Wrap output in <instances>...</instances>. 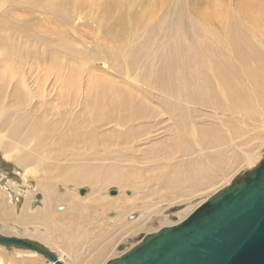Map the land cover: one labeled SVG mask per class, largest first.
Segmentation results:
<instances>
[{"label": "bare ground", "instance_id": "bare-ground-1", "mask_svg": "<svg viewBox=\"0 0 264 264\" xmlns=\"http://www.w3.org/2000/svg\"><path fill=\"white\" fill-rule=\"evenodd\" d=\"M149 2H147V6ZM79 4L72 5V9L70 6L62 8L55 4L51 7V13L55 16H61L58 11L63 10V14H65L70 9L72 20H74L81 15V5ZM154 6L155 4L151 6V9ZM103 11L97 12L94 15V18L101 19V21L94 20L93 22L97 24L99 30H103L104 32L111 31V26L106 28L102 24L108 17H113L111 22L118 19L120 24L129 20L124 16H116L113 13V9ZM151 12L153 11H148V13ZM87 16L90 17V14H87ZM135 16L130 18L133 19ZM163 19L160 22L162 25L163 21L167 20V16H163ZM192 22L193 25L197 24L193 20ZM158 26L156 27L159 28ZM122 27L124 29L123 25ZM156 27L151 30L155 31ZM194 27L192 28V37L196 39L198 38V34L194 33V30L197 29L199 31V29L196 25ZM128 34L127 36H129ZM31 35H35L34 32ZM1 40L2 38L0 39V50L4 49L2 47L3 41L1 42ZM172 40L160 42L158 49L156 48L158 45H153L158 40L154 43L150 41L151 47L146 45L147 48L134 47L127 41L121 44L122 49L118 50L120 52H116L114 48H110V50H103L101 47L83 49L82 53L86 54V52H89L92 59H102L104 69L109 68L111 71L116 72L121 79H130L132 81L131 84L126 85H134L137 93L136 97L131 95L134 90L133 87H118L120 96L115 99L112 106L114 114L111 113L112 115H109L110 111H108L107 114L109 116L101 113V110H103L101 106L104 102L106 103L107 97L101 96L100 93H104L105 88L102 89L97 84L96 87L86 85V87L89 86L87 88L88 91H86L84 90L85 85L83 86L80 83L78 88H76L75 96L72 97V94L70 95L73 98V102L71 103V100H69L71 98L68 99L69 96L65 98V94L63 93L65 88L62 85L56 87L51 84L49 90L48 86L50 84L45 79L42 82L38 79L35 81V77L31 74L32 80L31 78L28 80L26 71L21 73L17 71L18 74L11 71L8 66V57L10 55H8V51L2 50L3 57L1 58L4 61L3 64L6 66L0 72V149L3 151L4 158L12 160L17 166H19L18 164L25 166V173L34 176L37 182L35 190L46 192L45 198L47 202L45 206L43 205V209L47 212L52 225L50 228L51 237H53L54 241L58 239L62 240L61 242H64L67 248H62L63 250L59 253L50 251L60 259L62 264H92L95 259L90 257L101 255L102 248L108 243L106 239L111 238L112 235L109 236L107 232L109 230L105 231V229H108L106 227L109 223L100 221V217L96 216L93 212L94 207H100L103 211H106L107 208L115 205L113 207H123L124 213H128L137 206L136 201H140L143 196L147 195L140 194L141 196H138L132 195V193L128 195L129 191L125 189L127 185H131V181L128 177L130 181L128 182L125 176L126 170L124 169L135 167L136 162L133 159H136L140 163L141 159H145L146 153L150 157H155V153H161L160 160L166 166H164L165 168L161 171L160 176L155 174L154 177L161 178L166 173V188L170 189L171 194L181 191V186L173 184L179 179L180 171L178 163H185L186 168L191 172L188 175L189 178L195 182L197 181L196 185H201L207 180L208 176L209 178L212 177L207 172L209 171L207 169L208 164L218 168V161L220 159L218 153L224 155L225 152H235L229 155V159L238 160L240 158L243 165H246L249 169L253 168L262 159L259 158L260 156L257 151L249 149L251 147H248V144L253 139L260 138L261 134L259 132L264 131V109L258 103L259 101L264 102V39L255 33L250 34L248 37L247 35H243V32L238 37H235L233 30H229L225 36V41L220 42L217 39L220 44L218 49L214 48L213 44L209 42L199 51H197L198 47L192 44L177 41L179 38H173ZM120 43L118 42V44ZM143 44L141 43L140 45ZM33 50L37 51L36 48ZM11 52L12 54L15 53V55L18 54L17 52ZM26 53L29 52L26 51ZM78 55H81V52ZM104 57L109 59L108 63L104 60ZM38 76L39 74H37V78ZM31 81L32 84L30 83ZM50 92L52 93L51 97ZM86 92L88 94L95 93L98 96L97 98H100V104L102 100L101 106L91 109L99 111L105 117L100 118L95 125L96 114H93L92 120L89 118L86 123V126H91L92 124V131H84L86 134H91V136L100 133L101 137L98 139V142L101 143L102 147L99 151L84 155H82V152L81 155H78V151L83 150L81 148L80 150L77 149V145H81V108H89L92 105L89 104V99L84 97ZM122 93L123 95L124 93L128 94L122 98ZM141 94L143 96H140ZM54 96L56 97L54 98ZM122 109H129V112L119 114ZM104 126L108 127L109 130L102 133L101 129ZM39 127H41V130H47L44 131L43 135L44 138L50 137V140L45 142L42 139L41 133H37ZM223 127L224 136L218 138L220 140L219 144L213 142L208 147L203 146L199 133L211 134ZM72 130L76 132V136L71 139L68 136ZM161 133H167L168 138L156 139L157 136L154 137L156 134ZM169 138L174 142H178L183 138H189L190 142L169 145L170 147L165 145L162 149ZM113 139H117L116 144L118 145L115 149L110 150L113 148H110L112 143H109L110 146H108V144H105V141L109 142L113 141ZM62 142H64V145H59ZM149 142L151 144L147 145ZM256 143L253 142L252 144ZM120 144L129 145L130 149H136L134 145L140 147L144 144L154 151L155 148L160 151L149 153L140 149L141 151L138 154H141V158L137 160V151L129 153L126 146L119 147ZM75 146L77 151L73 148ZM211 149H216L218 153L216 154ZM117 160H120L121 164L117 163ZM203 160H207V165ZM235 163L237 162L235 161ZM210 168L213 169L212 167ZM101 170H103V175L99 173ZM196 171L206 172V174L200 178L194 177L193 173ZM141 172L140 174H142ZM195 174H199V172ZM148 178L151 180L153 176H149ZM131 180H133L131 183L135 181V179ZM58 182L64 187L68 183H73L75 187L81 186L78 188V192L82 195L88 190L83 185L88 183L91 185L92 191L87 196L85 195L86 197L76 196L72 193V189L61 194L59 191L60 184L56 185ZM190 182L191 184L185 187L186 190L193 186L192 180ZM212 182L214 183V180ZM208 183L206 184L208 185ZM111 184L119 185V189L122 188V191L116 194L117 190L112 192L113 189H111L109 194V189H107V194L109 195L106 198L105 191L104 194L102 191ZM82 189L84 190L82 191ZM31 191L32 189L29 193ZM204 201L206 200L204 199ZM90 202L94 203L92 207L89 206ZM84 207H86L84 210L90 211L91 215L85 217L81 215V209ZM30 211H33V209H30ZM130 214L128 213L127 216L131 220L127 221L124 225L122 224L123 226L120 225V229L123 227L122 230H128L135 227V225L130 224L134 220V215ZM60 221L64 222V224L67 222L66 224L68 225L62 227L63 223ZM177 221L180 220L176 219L168 225H172ZM86 225H89V228L92 227L93 230H102L99 231L100 233L98 232L95 240H91L89 237L90 233L87 227H85ZM113 236L116 237L115 235ZM112 239L114 238L112 237ZM66 240L71 241V244H65ZM94 245V254L91 255L90 251ZM97 246L100 247L97 249ZM125 247V245L119 244L117 246L118 252L124 250ZM132 247L122 251L118 254V257L131 250ZM22 248L43 256L28 248ZM72 252H74L73 256H71ZM86 252H90L89 254L91 255L88 262L84 259L83 263H78L76 260H79L78 258L82 260L84 256L81 255H85ZM43 257V264H54L45 256ZM23 264H39V262L36 260Z\"/></svg>", "mask_w": 264, "mask_h": 264}, {"label": "rangeland", "instance_id": "rangeland-1", "mask_svg": "<svg viewBox=\"0 0 264 264\" xmlns=\"http://www.w3.org/2000/svg\"><path fill=\"white\" fill-rule=\"evenodd\" d=\"M148 1L150 2L147 6ZM76 3H80L79 5H81V15L74 20H72V13L70 9L67 10L65 14H63V10L58 11L61 16H55L51 13V7L55 4L61 6L62 8L65 6H70L72 9V5ZM154 4L155 6L151 9V6ZM42 7L44 8L42 9ZM143 8L146 10H143ZM106 9H113V13L116 16H124L129 20L121 22L122 24H120L118 19L111 22L113 17H108L102 22V24L106 28L111 26V31L104 32L103 30H99L97 24L93 21H101V19L94 18V15L97 12H104L103 10ZM148 11L153 12L148 13ZM87 14H90V17H88ZM133 15H136L135 18H130L134 17ZM165 15L167 16V20L163 21L162 25L160 22L164 20L163 16ZM192 20L197 22V24L194 25H196V27L199 29V31L197 29L194 30V33L198 34V38L196 39L195 37H192V28H195ZM122 25L124 26V29ZM154 27H156L155 31H152L151 29ZM229 30H233L235 37H238L239 34L243 32V35H247L248 37L250 34L255 33L260 38L264 39V0H0V36L2 38L1 42L3 41L2 47L4 48L2 50L8 51V55H10L8 57V66L10 67L11 71H13L15 74L26 71V77L28 80L31 78V74L33 77H35V81L38 79L42 82V80L45 79L46 82L50 84V86H48L49 90L51 88V84L55 85L56 87L62 85L63 88H65L63 91L65 98L66 96H69L68 99L71 98L69 99L71 100V103L73 102L72 97L75 96L74 94H76V88H78L80 83L83 86L85 85L84 90L86 91H88L87 88L89 87H86V85H93V87H96L97 84V86L101 87L102 89L105 88V92L100 93L101 96L107 97L106 103L104 102L102 104L101 100L102 106L99 103L100 98H97L98 96L95 93L88 94V92H86V95H84V97L89 99V104H92L93 106L91 105L89 108H81L80 130H82V146L80 144V146L77 145V149L80 150L81 148V150H83L78 151V155H81L82 152V155H84L90 152L99 151L102 147L101 143L98 142V139L101 137L100 133L96 135L93 134L92 136L89 133H85L92 131V124L91 126H86L89 118L92 120L93 114H96V125L100 118L105 117L103 115L109 116L114 114L112 106L115 102V99L120 96L118 87L134 88L133 84L132 86L126 85L132 83L130 79H121V77L118 76L116 72L111 71L109 68L104 69L102 59H92V56L89 52H86V54L82 53L83 49L101 47L103 50H110V48H114L116 49V52H120L118 50L122 49L121 44H124L127 41H129L134 47L137 46L147 48V46L151 47V43H154L157 40L158 41L153 45H158L156 47L158 49L160 42H168L173 38H179L177 41H183L198 47L197 51L206 46L209 42L213 44L214 48L218 49L220 47L218 40L220 42L225 41V36ZM33 32L35 35H31ZM127 34L129 36H127ZM117 40L119 43H121L118 44ZM141 43L147 44H143V46L140 45ZM97 44L99 45L96 46ZM34 48H36L38 52L34 51ZM2 50H0V52H2L0 53V72H2L6 66L3 64L4 61L1 58L3 57ZM10 50L13 51V53L17 52L18 54H12ZM26 51L29 53H26ZM80 52L81 55H78ZM142 58L144 59L143 56ZM104 60L107 63L109 61V59L105 57ZM37 74H39L38 78ZM30 83L32 84V81ZM132 92L133 93H131V95L136 97L137 93L135 88ZM127 94L128 93H124L123 95L122 93V98L126 97ZM51 96L52 93L50 97ZM140 96L143 95L141 94ZM55 97L56 96H54V98ZM258 103L264 109V102L259 101ZM96 106H101V109H103L101 110V113H103V115L99 111L91 109ZM108 111H110L109 115L107 114ZM125 112L128 113L129 109H122L119 114H124ZM41 127H39V131L37 133H41L42 139H44L46 142L47 140H50V137L44 138L43 133L47 130H41ZM102 128V133L109 130V128L106 126ZM223 131L224 127L218 129L217 132L214 131L211 134L199 133L200 141L202 140L203 146L206 147L210 146L213 142L219 144L220 140L218 138L224 136ZM37 133L35 132V134ZM259 134H261V137L253 139L249 143L251 146L248 144V147H251L249 149H253V151H257L260 156L259 158H264V131H260ZM75 136L76 132L72 130L68 137L72 139ZM156 136V139L168 138L167 133H161L158 135L156 134L154 137ZM84 137H86L88 140ZM186 142H190V139L183 138L178 142H174L169 138L165 142L162 149L165 147V145L170 147L169 145L184 144ZM253 142L256 144L253 145ZM109 143H112L111 146ZM116 143L117 139H113V141L109 142L105 141V144H108L110 148L113 147L111 149L109 148L110 150L117 147L118 144ZM62 144L64 145V142L60 143L59 145ZM149 144H151V142H149L147 145ZM123 145L126 146L127 152L129 153L131 151H137V160H140L141 158V154H138L141 150L148 151L149 153L160 151L157 148H155L154 151L144 144H142L140 147L134 145L136 149H130L129 145L125 144H120L119 147H124ZM73 148L75 151H77L76 146ZM211 151L216 152V154L218 153L216 149H211ZM234 153L225 152L224 155L218 153V156L221 159L218 161V168L208 164L207 169L209 171L207 172L210 177H212L209 178L208 176L207 180H209V183L207 180H205V182L201 185H196L197 181L195 182L193 179L189 178L188 175L191 172L188 168H186L185 163H178L180 171L178 177L179 179L173 184H178L181 186V191H176L172 194L170 193V189L166 188V173L161 178L154 177L155 174L160 176L161 171H163L165 168L164 166H166V164L160 160V157L162 156L161 153H155V157H150V155H147L146 153L145 159L140 160L141 164L137 162L136 159H133L136 162L135 167L125 168L124 170H126L125 176L127 180L129 177L131 182L133 181L131 179H135V181L131 183L128 180L131 185H127V188L125 189L129 191L128 195H131V193L132 195L135 194L138 196L147 194L146 196H143L144 198L142 197L140 201H136L137 206L134 207L135 209L133 208L128 212L131 213L130 215H134V220L131 221L130 224L135 225V227H132L133 229L130 228L128 230H122L123 227L120 229V225H124L127 221L131 220L127 216L128 213H124L123 207H113L115 206L113 205L107 208L106 211H103V209L100 207H94L93 212L96 216L100 217V221L109 223V227L107 226L106 228L108 229H105V231L109 230L107 231L109 234H107L112 236L111 238L109 237L106 239L108 243L104 245V248H102L101 255H96L95 257L94 255L91 256L94 254V245L92 246L93 249L90 251L91 253L86 252V256L81 255L84 256L82 260L81 258H78L79 260L76 261H78V263H83L82 261L86 259L88 262V259L91 256L90 258L95 259L92 264H106L107 261L117 258L119 256L118 254H120L122 251H125L132 246L138 245L146 234L154 233L162 226L168 225L176 219H183L185 216H187V214L192 212V210L197 208L201 202L203 203L204 199L207 200L218 194L227 188L229 184L244 176L249 170L246 165H243V162H241L240 158L238 160L229 159V155ZM235 161L237 163H235ZM203 162L207 165V160H203ZM117 163L121 164V161L117 160ZM18 165L19 166H17L12 160L4 158L3 151L0 149V235L25 238L55 253H59L64 248L67 249L64 245V242H61L62 240L58 239L57 241H54L52 239L53 237H51L52 233L50 228L52 225L47 212L43 209V205L45 206V203L47 202V199L45 198L46 192L42 190H35L37 182L34 179V176L32 174L27 175L25 173V166L21 164ZM102 171L103 170L99 172L101 175H103ZM224 171L227 173V175ZM131 172L133 173L130 174ZM140 172L142 174H140ZM198 172L200 175L195 174ZM205 174L206 172L204 173L201 171H196L193 173L194 177L199 178ZM149 176H153V178L149 180ZM191 180L194 183V189L193 186H191L186 190L185 187L191 184ZM213 180L214 183L212 182ZM41 181L43 182V180ZM42 182L40 183L42 184ZM206 183H208V185ZM57 184H60L59 191L61 194L65 193V191H71L72 189V193L78 197H82L85 195L87 196V194L92 191L91 185L88 183L83 185L85 188H88L87 192H85L83 195L78 192V188L81 186L75 187L73 183H68L67 186H65L67 189L66 190L65 187L61 185V183L58 182L56 185ZM31 189L32 191L29 193ZM107 189H109V194L111 189L117 190L116 194L122 191V188L119 189V185L111 184L102 191L103 194L105 191L106 198L109 195L107 194ZM183 190L184 192H182ZM186 191H189V193ZM124 195L128 196L127 194ZM142 201H145L146 204ZM92 204L94 203L90 202L89 206L92 207ZM30 209H33V211H30ZM84 209H86V207L81 209L82 212L84 211L83 213L81 212L83 217L91 215L90 211ZM62 223V227H66L68 225L66 224L67 222L65 224L64 222ZM85 227H87L90 233L89 237L91 240H95V238L98 236V232L102 231L99 229L93 230L92 227L89 228V225H86ZM110 228H113V231ZM112 237L114 239H112ZM65 244H71V241L66 240ZM119 244H123L126 247L124 250L118 252L117 246ZM99 247L97 246L96 248L98 249ZM73 253L74 252L71 253V256L74 255ZM36 260L39 262V264L44 263L43 256L28 251L27 249L25 250L20 246L0 245V264H23L28 261Z\"/></svg>", "mask_w": 264, "mask_h": 264}, {"label": "water", "instance_id": "water-1", "mask_svg": "<svg viewBox=\"0 0 264 264\" xmlns=\"http://www.w3.org/2000/svg\"><path fill=\"white\" fill-rule=\"evenodd\" d=\"M0 245L28 248L62 264L25 238L0 235ZM106 264H264V158L186 217Z\"/></svg>", "mask_w": 264, "mask_h": 264}]
</instances>
